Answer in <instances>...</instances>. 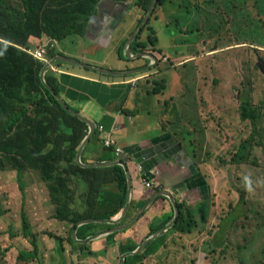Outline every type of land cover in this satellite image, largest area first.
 I'll use <instances>...</instances> for the list:
<instances>
[{
    "label": "rangeland",
    "instance_id": "1",
    "mask_svg": "<svg viewBox=\"0 0 264 264\" xmlns=\"http://www.w3.org/2000/svg\"><path fill=\"white\" fill-rule=\"evenodd\" d=\"M173 1L179 3L177 8H169ZM108 3L113 6L105 0L107 7ZM131 5L130 16L121 13L120 24L113 27L115 42L108 45L110 56H117L118 50L120 56H126L119 45L122 39L132 38L137 28H144L138 40L148 42L152 27L150 32L158 43L137 47L140 53L132 58L136 64L120 68V78L130 79L121 87L131 90L138 83V87L143 85L142 92L151 90L147 92L158 102L165 98V112L170 114L165 124L167 128L172 125V138L182 148H192L194 164L204 168L210 182L209 198L202 190L194 196L200 200L205 196L206 203L183 204L182 226L187 234L177 240L183 242L186 249L181 255L187 259L182 256L180 261L170 262L169 253L161 250L147 256V264H198L197 259L199 263L204 259V264H264V73L258 67L259 59L264 62V0H165L162 5L155 4L140 24L143 12L135 3ZM113 15L96 23L109 31ZM35 40L38 46L27 48L28 52L53 43L41 42V37ZM59 46L61 52L72 55L87 52V47L73 38ZM147 53L158 55L155 62L142 57ZM131 95L133 91L127 96ZM24 114L36 117L35 108ZM93 143H88L85 154ZM64 174L66 187L43 183L40 171L19 175L11 162L0 165V264H119V254L141 242L149 221L137 230L138 221L130 231L117 234L116 240L73 242V223L84 209L97 205L98 210L102 201L110 196L117 200L115 193L119 197L121 191L115 182L104 184L98 193L90 191L82 179ZM19 183L24 184V199ZM23 203L31 225L28 237L22 226ZM205 206L207 212L202 217ZM100 228L95 226L89 232ZM191 228L199 234L190 232ZM128 232L134 238H126ZM171 235L170 231L162 243L160 237L152 244L161 243V247ZM33 240L36 258L20 260L21 253L35 249Z\"/></svg>",
    "mask_w": 264,
    "mask_h": 264
},
{
    "label": "trees",
    "instance_id": "2",
    "mask_svg": "<svg viewBox=\"0 0 264 264\" xmlns=\"http://www.w3.org/2000/svg\"><path fill=\"white\" fill-rule=\"evenodd\" d=\"M16 1L19 3L18 5L14 4ZM98 1L13 0L11 2L10 0H0V155L2 157L0 165H4L6 161L11 162L19 175L27 170L40 171L41 181L53 185L52 180L59 177L62 182L58 181V183L60 182L63 187H66L64 172L66 174L72 172L73 175L79 176V179L89 184L90 191L94 190L98 193L104 184L111 182H115L118 190L121 191L113 209L112 197H109L100 203V209L97 210V205H95L81 214L73 223V230L80 221L87 219L109 220L122 210L127 189L125 173L117 165L89 169H82L76 165L75 156L82 141L88 135L87 125L69 114L45 87L41 81V71L46 62L36 59L26 49L37 47L39 41L37 42L35 39H39L43 35L56 40H63L73 34L81 35L90 15L95 14ZM140 1L145 12L153 2V0ZM164 1L156 0L155 4L162 5ZM173 5H169V8H177L179 3L173 1ZM150 31H153L152 27H150ZM150 31L148 42L138 40L139 36L136 35L131 42L130 51L136 53L138 46H147L146 44L155 46L158 43V38L155 35L152 36ZM149 56L151 60L154 56L155 60L158 55L151 53ZM46 83L56 93L60 92L57 80L53 75H46ZM32 107L35 108L36 117H25L24 113ZM98 126H100L99 123L95 125V131L90 139L94 143L97 142L95 144L97 146L93 150L95 153L86 157L87 154L84 152L81 157L82 162L88 161L87 158L92 161V164L116 160L112 150L104 148L102 140L98 138ZM19 189L24 199L23 183H19ZM143 205L141 204L139 209ZM105 207L108 210H104ZM177 207L179 215L174 224L175 229L181 227L185 220L181 212L182 206L177 203ZM161 216L163 218L158 223L154 221L149 223L148 231L143 238L165 227L173 216V208L171 207L170 215L164 217L162 213ZM21 219L24 234L27 237L31 236V225L24 209V203L21 206ZM95 226H101L102 230L113 227L107 224H88L78 229L77 238L83 240L94 235L95 232L89 231ZM71 239L74 242L73 237ZM107 239H112V236ZM221 243L222 241L219 244L221 245ZM31 244L35 249L32 253H21L20 260L27 261L36 258V241L33 240ZM152 245H154L152 242L149 243L140 254L129 257V260L133 264H141L144 258L153 253L154 246ZM136 246L137 244H131L129 250H135ZM60 264H65V262Z\"/></svg>",
    "mask_w": 264,
    "mask_h": 264
},
{
    "label": "crops",
    "instance_id": "3",
    "mask_svg": "<svg viewBox=\"0 0 264 264\" xmlns=\"http://www.w3.org/2000/svg\"><path fill=\"white\" fill-rule=\"evenodd\" d=\"M107 1H110V3L113 4V6L110 7L108 3V7L114 9L113 13L115 15H113L114 22L111 20L109 26H107L111 27L110 30L108 29L109 31H105L104 27L102 28L97 24L100 20L108 18V16L104 17L105 12L101 5V2L105 4V1L99 0V4H96V12L95 14L93 13L90 15L88 22L85 24L86 27H84L85 30L83 33L81 35L73 34L65 38H73V40L79 41V45H85L87 47L85 48L87 50L86 53L78 52V55H72L73 53H65V51L61 52L62 48H60L59 44L65 39L56 40L52 37L41 36V42L51 40L54 44L51 53L53 57L49 60L50 63H47H53L52 60L58 55L66 56L77 61V63L67 61V63H65V61L60 60L54 61L46 71L45 82L46 75H53L57 80L60 92L56 93L47 83L46 84L55 92V94L61 97L68 108H70L73 113L93 123L94 126L99 123L105 131L110 132L111 138L115 141V146L124 151L125 154L120 157L119 161L126 164L127 172L130 176L131 195L128 211L120 225L129 222L139 211L140 205L145 204L146 201L156 192L170 193L176 204L178 203L182 206L181 212L184 215V210L186 211V208L183 207V204L187 201H192V204L196 202L206 203V200L204 201L203 197L204 199H206V197L209 198L208 183L210 182L206 179L204 168L200 166L197 168L196 164H194L192 148L188 147L183 149L181 144L172 138L171 134L173 131L170 132L172 125L169 126L171 128H167V124H165L166 118H170V114L167 115L165 112V98H162V103L158 102L150 97L151 94L149 93L151 90H146L145 88L144 92H142L143 85L138 87V83H136L131 90L121 87L125 82L128 83L130 79L127 80L120 78V76L123 75L120 68L125 67V64L134 66L136 62L135 60H132V58L140 52L133 53L130 51L131 42L129 43V40L125 38L126 41L124 42L125 39H122L119 47L121 46L122 50H125L126 56H120L119 50L117 51V56H115L114 53L110 56L108 45L114 41L112 40V37L116 31L113 27H117L120 24H118V22H121L122 20L120 18L122 16L121 13L124 14L127 7L125 8V4L123 6L116 2L117 0ZM136 8L141 12L138 7ZM93 22L97 23L93 24ZM131 24L128 27L129 29L132 28ZM95 29L97 30L93 32ZM137 30H135V32H137ZM103 35L106 38H104ZM95 50L98 52L100 51L103 54L95 53ZM115 57H117V59ZM142 57L147 61L150 60L155 62L153 57V60L150 59L151 57L148 53L146 55L143 54ZM80 63L85 64V66H81ZM102 70H106L107 72H103ZM126 73L128 72H125V74ZM132 91L134 92V95H131L132 97L127 96L130 95ZM157 106L161 108V112H159V108L157 111ZM74 117L76 116L74 115ZM164 125L166 128H164ZM100 137L101 135L99 134L98 138L101 140ZM92 146L93 147H90L86 157L95 153L93 152L96 147L95 143H93ZM87 147L88 146L85 147L83 153ZM87 159L88 161L86 160L82 162L81 160V162L86 165L92 164V161H90L89 158ZM68 175L75 177V179L79 177L73 175L72 172ZM58 181H61L59 177L52 180L54 185L57 184ZM142 181L151 183V187H146ZM200 190H202L203 193H207L206 197L201 196V200L199 198H194L196 193H199ZM115 198L118 199L117 193H115ZM188 198L191 199L188 200ZM116 203L117 200L112 197V209ZM103 209L108 210V208ZM86 210L87 209H84V211ZM170 210L171 206L168 200L159 197L147 210V216H145L146 211L138 219L139 222H137L141 224L136 229L140 230L141 225H146L148 221L150 223L151 221L158 223V221L163 218L161 214L163 213L164 217H167L170 215ZM121 211L112 217V219L117 218ZM206 212L207 206L203 208L202 217H204ZM127 216L129 217L128 221L123 222ZM100 229V232L105 231V229ZM129 229L131 228L126 230L130 231ZM126 230L120 232L123 234ZM170 231L172 235L169 238V242L165 245L162 244L161 247V244L159 246L152 245L154 246L153 252L155 251L157 254V252L163 250L164 252L169 253L168 256L170 257V262L180 261L182 256L183 259L186 260L187 255H181L182 249L186 248H184L185 246L182 244L183 242L181 243L177 239H181L184 234H187V232L184 231L183 226L178 229L171 228L168 232ZM189 231L193 232V234H199V231L196 232V230L192 228ZM168 232H166L165 235ZM98 233L97 230L94 235ZM125 236L126 238H134L133 234L129 236V232L125 233ZM187 237L188 239H191V236L189 237V235H187ZM197 238L198 236L196 235L195 239ZM102 239L94 241L100 242ZM92 242L93 241L88 243L92 244ZM103 242V244H105V240H103ZM199 260L200 259H197L196 263L204 264V259H202L200 263ZM141 264H147L146 258L143 259Z\"/></svg>",
    "mask_w": 264,
    "mask_h": 264
},
{
    "label": "water",
    "instance_id": "4",
    "mask_svg": "<svg viewBox=\"0 0 264 264\" xmlns=\"http://www.w3.org/2000/svg\"><path fill=\"white\" fill-rule=\"evenodd\" d=\"M155 2H156V0H153V2L151 3L150 9H149L147 15H149L150 11H152V9L154 8ZM138 31H139V29L137 30V32H134L133 37L129 39V43L133 41V39L138 34ZM152 57H154V56H152ZM56 60L65 61V62L67 61V62H71V63H77V61L73 60L72 58L62 56V55H58L54 60H52L53 63ZM155 60H156V58H155ZM49 63H46L45 67L42 70L41 81L46 86V88L56 97L57 101L63 106V108L66 111H68L73 116L75 115L77 118H79L80 120L85 122L88 126V135L85 137V139L83 140L79 150L77 151V154L75 156V163L82 168H106V167H111V166L117 165L124 170L125 176H126V182H127V197H126L125 205H124L120 215L115 219H109V220H106V219H101V220L100 219L99 220L87 219V220H83V221L78 222L76 224V228L73 230V240L76 242H79L81 244H85L87 242L106 238L107 236H110L111 234L126 230V229L130 228L132 225H134L138 221V219L151 207L153 202L156 199H158L159 197H163V198L168 199L170 201L172 207H173V217H172L171 221L165 227H163L160 230L152 233L146 239H144V241L135 250L123 254L121 264H124V260L128 256H136V255L140 254L149 243H151V242L157 240L158 238L162 237L166 232H168L174 226V224L176 223V220L178 218V215H179L178 207H177L176 202L170 193L156 192L146 201V203L139 209V211L136 213V215L129 222L120 225L122 219L124 218V216L126 215V213L128 211L129 202H130V195H131L130 194V184H131L130 183V176L127 172L126 164L123 163L122 161H119V160L108 162V163H98V164H89V165L83 164L81 162V155H82L83 150L87 146L90 138L92 137V135L95 131V126L93 123H91V122L87 121L86 119L80 117L79 115L73 113L72 110L70 108H68L66 103L61 99V97L59 95L55 94V92L46 84V82H45L46 71L50 67V65L53 64V63H51V64H49ZM80 65L85 66V64H83V63H80ZM258 67H259L260 71L262 73H264V62L262 59H259ZM102 71L107 72L106 70H102ZM110 72H112V71H110ZM88 224H107V225H112L113 227L108 229L107 231L102 232V233L89 236L86 239H83V240L78 239L76 236L77 228L84 226V225H88Z\"/></svg>",
    "mask_w": 264,
    "mask_h": 264
},
{
    "label": "built area",
    "instance_id": "5",
    "mask_svg": "<svg viewBox=\"0 0 264 264\" xmlns=\"http://www.w3.org/2000/svg\"><path fill=\"white\" fill-rule=\"evenodd\" d=\"M53 47H54L53 43H51L50 45L46 43L42 45L40 48L33 50V51H29V52L33 54V56L36 59L47 63L49 62V59H51V56H52L51 53H52ZM97 131L101 135L100 138L103 142V146L107 149H112L116 160H120V157L124 155L125 153L122 149L115 146V141L111 138L110 132L105 131L101 125L98 126ZM142 182L144 185H146V187L148 188L151 187V183L147 181H142Z\"/></svg>",
    "mask_w": 264,
    "mask_h": 264
},
{
    "label": "flooded vegetation",
    "instance_id": "6",
    "mask_svg": "<svg viewBox=\"0 0 264 264\" xmlns=\"http://www.w3.org/2000/svg\"><path fill=\"white\" fill-rule=\"evenodd\" d=\"M116 2H118V3H120V4H122L123 6H124V4H125V8L127 7V9H126V12H125V14H129L130 15V11L132 10V5H131V3L133 4V3H135V7H138L142 12H143V17L142 18H140V20H139V24H140V22L142 21L141 19H144L145 17H146V15L148 14V11H149V8L147 9V11L145 12L144 10H143V7H142V3H141V1L139 0V2H138V0H136L135 2L133 1V2H127V0H124V1H122V0H117ZM125 2H127V3H125ZM101 5H102V7H103V9H104V12H105V14H104V16H108V17H110V15L113 13V11L109 8V7H107L103 2H101ZM129 12V13H128ZM139 24H138V26H139ZM137 26V27H138ZM136 27V28H137ZM138 29V28H137ZM144 29V28H143ZM143 29H140V31H138V36H139V38H140V33L143 31ZM134 32H135V30H134ZM174 199V198H173ZM168 200V199H167ZM168 202H169V204H170V206L172 207V205H171V203H170V201L168 200ZM177 205V204H176ZM173 208V207H172ZM173 217V216H172ZM172 219V218H171ZM93 220H99V219H93ZM171 221V220H170ZM174 227V226H173ZM173 227H172V229H173ZM112 228V227H111ZM110 229V228H109ZM101 230V229H100ZM104 230V229H103ZM108 230V229H107ZM106 229H105V231H107ZM98 232L99 233H102V232H104V231H102V232H100L99 230H98ZM98 233V234H99ZM119 233H121V232H117V233H114V234H111L110 236H112V238L113 237H115V240L117 239V234H119ZM165 235V234H164ZM109 236H107L106 238H104V239H106L107 241H108V238ZM147 237H145V238H143L142 240H141V242L136 246V248L144 241V239H146ZM105 240V244H104V247H107V241ZM132 250H127V251H125V252H123V253H120L119 254V256H120V258H119V264H121L122 263V255L123 254H125V253H127V252H131ZM129 257H132V256H128L125 260H124V264H133V262L131 261V260H129Z\"/></svg>",
    "mask_w": 264,
    "mask_h": 264
}]
</instances>
